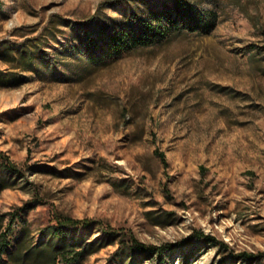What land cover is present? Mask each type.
Returning <instances> with one entry per match:
<instances>
[{"label": "rangeland", "instance_id": "374dc122", "mask_svg": "<svg viewBox=\"0 0 264 264\" xmlns=\"http://www.w3.org/2000/svg\"><path fill=\"white\" fill-rule=\"evenodd\" d=\"M168 1L0 0V41L40 37L49 54L40 74L0 58L18 79L0 84V171L4 157L21 171H1L0 213L22 212L36 243L60 215L119 233L83 264H160L131 236L176 244L164 264H264V0H189L205 28L168 25ZM150 7L166 33L111 50Z\"/></svg>", "mask_w": 264, "mask_h": 264}, {"label": "trees", "instance_id": "16d2710c", "mask_svg": "<svg viewBox=\"0 0 264 264\" xmlns=\"http://www.w3.org/2000/svg\"><path fill=\"white\" fill-rule=\"evenodd\" d=\"M161 11V10H160ZM159 10L150 7L141 13H132L128 23L123 26L122 32L109 35L104 40L111 50H123L129 48L132 44L147 43L154 40L159 35L166 33L168 26L159 25L153 20L161 18L165 13L168 25L178 23L181 19L185 23H191L198 27L212 26L213 21L199 10L196 5L189 0H172L165 4V10L160 13ZM160 14V15H159ZM158 15V16H156ZM149 16L151 19H149ZM47 42L42 41L40 37L28 39L16 49L9 41H0V58L11 64H16L17 68L23 71H35L41 73L42 64L47 63L49 54L46 50ZM85 45L94 47L98 45L95 38L88 37ZM49 71L44 72L45 78H49ZM14 73L5 74L0 69V84H13L16 77ZM165 166L168 165L167 156L163 151H156ZM1 165V171H8L10 174H19L21 171L15 163L8 157ZM53 168V166L48 167ZM0 171V191L9 187L10 181H5ZM22 218V212L15 211L11 214V219L5 221V214L0 213V264H83L84 261L94 252L106 246L111 240H117L120 235L111 228H106L94 219H76L73 217L60 215L57 223L48 225L42 230L45 237L40 243L30 241L27 235H19L17 226ZM91 228H99L103 237L91 239L86 231ZM192 237L202 238L204 241L215 245H226L216 237L209 234H194ZM123 241V239H121ZM188 242V240H187ZM132 252L153 254L158 257L159 263L164 264L166 258L176 249L174 243L163 245L145 244L136 238H130L127 244ZM255 255L250 253H240L235 257H240L244 263H249Z\"/></svg>", "mask_w": 264, "mask_h": 264}]
</instances>
